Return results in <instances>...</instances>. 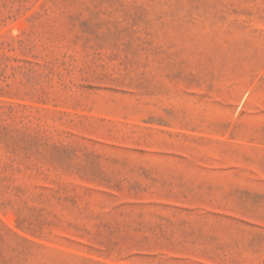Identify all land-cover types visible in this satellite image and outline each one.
<instances>
[{
  "label": "rangeland",
  "instance_id": "rangeland-1",
  "mask_svg": "<svg viewBox=\"0 0 264 264\" xmlns=\"http://www.w3.org/2000/svg\"><path fill=\"white\" fill-rule=\"evenodd\" d=\"M0 264H264V0H0Z\"/></svg>",
  "mask_w": 264,
  "mask_h": 264
}]
</instances>
